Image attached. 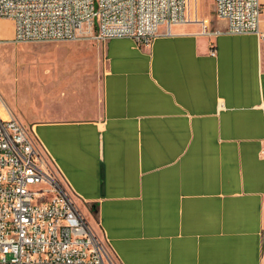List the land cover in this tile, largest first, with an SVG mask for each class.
I'll return each mask as SVG.
<instances>
[{"label": "crops", "instance_id": "0c3cea01", "mask_svg": "<svg viewBox=\"0 0 264 264\" xmlns=\"http://www.w3.org/2000/svg\"><path fill=\"white\" fill-rule=\"evenodd\" d=\"M200 28L105 41L98 115L30 127L120 264H264V21Z\"/></svg>", "mask_w": 264, "mask_h": 264}, {"label": "built area", "instance_id": "2783aa9c", "mask_svg": "<svg viewBox=\"0 0 264 264\" xmlns=\"http://www.w3.org/2000/svg\"><path fill=\"white\" fill-rule=\"evenodd\" d=\"M197 0H0L11 42L130 38L150 46L174 27L197 22L200 34L262 36L260 0H213L224 29L192 10ZM6 39L0 36V42ZM210 49L215 54L213 42ZM1 113V112H0ZM264 154V147L261 149ZM35 133L7 107L0 114V264H107L104 235L88 222Z\"/></svg>", "mask_w": 264, "mask_h": 264}, {"label": "rangeland", "instance_id": "374dc122", "mask_svg": "<svg viewBox=\"0 0 264 264\" xmlns=\"http://www.w3.org/2000/svg\"><path fill=\"white\" fill-rule=\"evenodd\" d=\"M199 17H212L213 0L191 2ZM11 23L0 19V114L6 107L27 127L43 121L91 119L98 115L106 66L104 41L11 42ZM72 200L83 211L67 188ZM109 249V248H108ZM107 264H120L108 250Z\"/></svg>", "mask_w": 264, "mask_h": 264}]
</instances>
